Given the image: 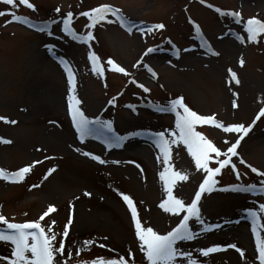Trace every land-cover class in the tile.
<instances>
[{"label":"rangeland","instance_id":"374dc122","mask_svg":"<svg viewBox=\"0 0 264 264\" xmlns=\"http://www.w3.org/2000/svg\"><path fill=\"white\" fill-rule=\"evenodd\" d=\"M30 2L36 5L35 9L21 0H16L15 5L0 0V12L12 9L11 13L0 15V116L16 121L0 120V136L9 141L0 142V168L14 171L37 161L23 180L0 177V214L22 222L37 219L49 204L56 205L41 224L46 231L51 224V231L56 232L55 247L64 240L65 252L58 253L60 264L121 255L135 260V264H146L130 209L119 193L133 197L145 226L164 232L179 222L183 212L169 213L159 204L167 192L159 175L164 158L153 134L164 131L171 137L168 130L175 128V114L159 109L182 96L193 110L203 115L214 113L225 125H247L256 117L264 107V33L256 41H248L244 22L253 15L264 19V0ZM99 4L111 5L116 11L106 13L107 19L87 28L89 18L82 13ZM211 5L239 11L241 18L221 13ZM57 7L59 12L55 11ZM69 11L73 13L72 27L80 33L92 31L93 39L78 41L63 31L62 17ZM14 15L32 20H13ZM120 17L126 18L127 24H121ZM39 20L47 22L43 28L40 23V30ZM157 23L165 27L153 28ZM196 24L200 26L199 33ZM239 36L245 39L241 41ZM224 42L234 43L232 51L222 47ZM148 48L152 51L147 52ZM89 51L99 56L104 67L102 74L93 71ZM108 57L126 68L128 74L109 66ZM241 57L243 65L239 63ZM65 60L76 73V95L86 115L111 120L120 135L130 131L145 134L129 137L112 148L94 136L81 141L67 108ZM229 67L237 73L238 84L228 72ZM136 81L150 91L140 88ZM113 98L116 102L109 104ZM233 101L237 106H233ZM195 127L222 150L239 135L219 125L204 123ZM43 137H57L60 145L51 148ZM170 147L169 163L174 170L188 174L187 180L175 182L172 191L189 203L206 172L195 167L194 158L182 141ZM85 151L101 155L105 162L96 161ZM236 152L239 155H232L231 159L242 175L238 179L232 167L225 166L217 174L218 184H264V175L247 166L264 170V115L242 137ZM210 166H217V162L210 161ZM50 167L54 170L46 175ZM261 203L264 193L256 189L214 187L211 192L205 191L199 202L200 219L218 227L205 230L199 220L190 218L193 237L178 241L176 246L191 252L199 264H261L252 232L253 220L244 210L256 208L259 223L264 224V213L259 211ZM70 211L73 223L65 237L63 229ZM0 227L7 229L3 222ZM258 233L264 237V229H258ZM215 243L228 247L208 254L199 252ZM11 248L10 241L0 239V264H10L3 257L11 256ZM129 249L133 256L127 255ZM69 251L73 255L68 256ZM187 259L177 257L179 264H187Z\"/></svg>","mask_w":264,"mask_h":264},{"label":"snow or ice","instance_id":"6c2138e0","mask_svg":"<svg viewBox=\"0 0 264 264\" xmlns=\"http://www.w3.org/2000/svg\"><path fill=\"white\" fill-rule=\"evenodd\" d=\"M7 4L15 5L16 0H6ZM24 5L35 9L36 5L31 3L30 0H21ZM207 3V0H203ZM216 8L217 11L221 13H227L235 19L241 18V13L239 11H232L220 8L216 5H211ZM12 9H5L4 12L11 13ZM56 12L60 9L57 7ZM116 9L108 4H99L95 7L85 10L82 14L89 18V23L86 25L87 28L95 26V24L100 20H105L108 17L106 13L114 12ZM0 12V15L4 14ZM73 13L69 11L66 16L62 17L63 20V31L72 35L75 40L87 42L93 39V32L87 31L86 33L77 32L71 24V19ZM13 20H25V17L20 15L12 16ZM8 21H5L7 23ZM48 23H51L49 21ZM121 24H127V20L124 17H120ZM153 28H164L163 23H157L152 25ZM244 29L246 30V36L248 41H256L261 33H264V19H260L253 15L246 19L244 22ZM196 30L200 32V26L196 24ZM131 31V28H129ZM241 41L245 39L244 36L237 37ZM211 47L210 45H208ZM147 52L152 51L151 48L146 49ZM214 51V50H213ZM89 59L92 62L93 71L102 74L104 67L100 62L99 56L94 51H89ZM244 59L241 57L239 63L244 64ZM139 64L140 61H137ZM108 65L115 68L121 73L128 74V70L122 67L111 57H108ZM147 67V66H146ZM64 68L67 72L68 77V89H67V108L71 117V123L74 125L79 139L81 141L85 140L86 137H96L97 139H103L109 148L114 145L119 146L122 141L127 140L129 137L144 135L143 131H130L124 135H120L119 132L113 127V122L111 120H103L100 116H89L85 114V111L80 107L81 100L76 95V73L74 72L72 65L66 60L64 61ZM153 71L152 69H149ZM228 72L231 77L238 84L240 81L238 79L237 73L229 67ZM130 75V74H129ZM130 79H134L130 76ZM140 88L147 89L143 83L136 81ZM119 95V94H117ZM115 98L109 100V104H114ZM233 106H237L236 102L233 101ZM160 111H170L175 114V128L169 129L171 132V137H167L164 131L155 132L153 135L155 137V144L158 147L160 153H162L163 170L159 173L161 179L164 181L166 186L167 196L162 199L159 204L160 207L169 213L180 214L183 212L182 218L179 222L175 224L168 231H158L151 225L145 226L136 206V202L133 197L125 192H120L119 194L123 200L127 203L130 209L131 219L134 222L135 236L139 240L140 250L143 252L146 259V264H179L177 257H187V264H199L197 259L192 256L191 252L182 251L176 246L178 241L191 239L193 237V229L190 226V218H196L204 226V229H212L218 227L216 224H204L201 220V207L199 202L202 199V194L207 191L211 192L214 187H222L224 189H243L246 191H252L254 189L261 193H264V184L254 186L251 184L243 183H231L226 185H219L217 181V174L221 173L222 168L230 165L235 172L236 177L239 179L242 173L237 168V165L231 159L232 155H239L236 152L237 146L240 144L242 137L249 132L250 129L256 123V120L264 115V107H261L256 114V117L247 125L242 122L238 123H228L224 124L222 121L215 118V114L203 115L199 112L193 110L187 103L184 102L182 96H177L168 101L167 105L162 106ZM0 120L10 123H16L15 120H10L7 116H0ZM213 124L219 125L225 129V131H235L239 135L234 142L230 144L227 149L222 150L218 147L213 140L209 139L203 132L197 131L196 125L200 124ZM182 141L184 145L187 146L188 152L194 158L195 167L200 170H204L206 174L203 176L202 181L199 183L197 190L194 192V196L189 203H186L184 199L178 195H175L172 191V186L177 180H187L188 174L183 170H174L173 165L169 163L171 158V145ZM0 142H9L6 137L0 136ZM80 151V149H77ZM223 152V158L221 154ZM214 153L215 155H210ZM85 154L89 157L94 158L96 161H103L101 155L96 154L92 151H85ZM242 159V158H241ZM210 161H216L217 166H210ZM247 164V161H243ZM37 161H33L31 164H26L14 171H8L4 168H0V177L7 180L18 181L23 180L26 173H28L33 165ZM253 172L264 175V170L257 168L251 164H247ZM54 169L52 167L47 169V174H50ZM246 175V173H245ZM37 185H33L35 187ZM87 195H91L87 192ZM71 203V202H70ZM57 206L54 204H49L47 209L41 213L40 217L33 220H26L22 222H16L8 220L3 214H0V222L11 231L0 230V239L4 241H10L11 256H4L5 261L10 260V264H60V259L58 253L65 252V243L61 239L58 241L59 247H55L57 244L56 232L51 231V224L48 225L49 231L45 230L42 226L41 220L52 213ZM250 214L253 220L252 232L256 235V248L258 250L257 259L264 264V237L260 236L258 229H264V224L259 223L258 220V210L254 207H249L244 209ZM259 211L264 213V203L259 206ZM55 224V221L51 222ZM73 223V216L70 211V215L64 225L63 236H67L69 233V226ZM86 244H91L92 241H86ZM228 247V245L215 243L209 247H203L199 249V252L208 254L213 251ZM231 247L236 248V244H232ZM243 254L244 249H240ZM68 256L73 255L72 252H67ZM128 256H133L131 249L128 250ZM76 264H135V260L130 261L124 255L119 256V258L112 257L106 258L103 256L95 257L90 261H77Z\"/></svg>","mask_w":264,"mask_h":264},{"label":"bare ground","instance_id":"6f19581e","mask_svg":"<svg viewBox=\"0 0 264 264\" xmlns=\"http://www.w3.org/2000/svg\"><path fill=\"white\" fill-rule=\"evenodd\" d=\"M234 43H232V42H224L223 44H222V47L224 48V49H229L230 51H232V49L234 48ZM43 141H45L46 143H47V145L49 146V147H51V148H54V147H56V146H58V145H60L59 144V138H57V137H54L53 139L52 138H50V137H43ZM55 195H57V194H55Z\"/></svg>","mask_w":264,"mask_h":264}]
</instances>
